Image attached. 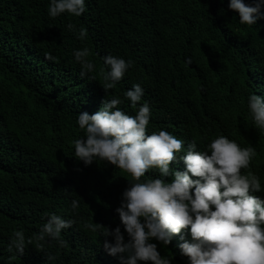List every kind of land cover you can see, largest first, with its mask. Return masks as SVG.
Returning <instances> with one entry per match:
<instances>
[{"label":"trees","instance_id":"trees-1","mask_svg":"<svg viewBox=\"0 0 264 264\" xmlns=\"http://www.w3.org/2000/svg\"><path fill=\"white\" fill-rule=\"evenodd\" d=\"M228 3L85 0L82 16L50 18L49 0H0V264H48V254L55 257L49 264H120L105 251V241L114 240L103 233L120 226L127 240L116 209L130 177L107 162L86 166L74 157L73 141L84 136L78 114L123 99L133 84L144 89L140 103L150 105L148 134L166 130L185 147L195 140L197 150L218 135L254 147L247 171L264 187V130L254 126L247 106L249 94L264 97V19L241 25ZM69 23L85 28L86 38L77 39ZM84 47L96 69L82 77L73 51ZM108 55L133 66L106 91L102 58ZM119 107L135 115L129 101ZM170 168L185 165L177 158ZM158 176L153 169L141 179ZM254 195L264 199V192ZM49 213L75 221L62 233L67 246L33 240L9 261L13 231L32 237ZM183 240L191 241L189 230L166 247L153 243L172 264H189L178 247Z\"/></svg>","mask_w":264,"mask_h":264},{"label":"clouds","instance_id":"clouds-1","mask_svg":"<svg viewBox=\"0 0 264 264\" xmlns=\"http://www.w3.org/2000/svg\"><path fill=\"white\" fill-rule=\"evenodd\" d=\"M228 8L238 14L241 25L253 26L264 19V0H254L252 5L229 0ZM47 11L50 18L64 13L80 17L86 12V4L85 0H49ZM67 29L77 39L86 38L83 27L77 30L69 23ZM89 56L87 47L73 51L82 77L96 69ZM102 59L107 66L102 86L108 91L125 76L133 61L114 55ZM143 96L141 85L133 84L123 99L108 98L97 112L77 115L76 123L84 136L73 141L74 157L86 166L94 161L107 162L130 177L116 209L127 240L120 226L106 229L103 235L111 236L114 242L106 240L105 251L120 264H172L169 256H161L153 241L166 247L175 235L189 230L191 241L178 245L189 264H264V199L254 195L264 192V187L256 174L247 171L255 148L241 147L236 140L218 135L204 150H197L195 140L185 147L184 140L166 130L148 134L151 109L147 101L140 103ZM125 100L136 110L135 115L119 107ZM247 106L254 126L264 130V97L249 94ZM177 158L185 165L183 171L170 168ZM153 169L158 177L141 179ZM70 207L75 212L79 201L73 199ZM74 223L49 213L32 237H26L23 229L14 230L8 260L23 255L33 240L66 247L62 233ZM88 227L96 230L92 224ZM54 260L48 254V264Z\"/></svg>","mask_w":264,"mask_h":264}]
</instances>
